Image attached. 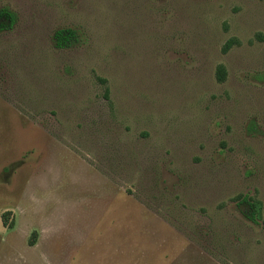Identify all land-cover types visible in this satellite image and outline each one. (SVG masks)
Here are the masks:
<instances>
[{"label":"rangeland","instance_id":"374dc122","mask_svg":"<svg viewBox=\"0 0 264 264\" xmlns=\"http://www.w3.org/2000/svg\"><path fill=\"white\" fill-rule=\"evenodd\" d=\"M0 8V264H264V0Z\"/></svg>","mask_w":264,"mask_h":264},{"label":"trees","instance_id":"16d2710c","mask_svg":"<svg viewBox=\"0 0 264 264\" xmlns=\"http://www.w3.org/2000/svg\"><path fill=\"white\" fill-rule=\"evenodd\" d=\"M17 20V14L9 8H0V31L11 29ZM74 37V32L71 30H59L56 34V44L61 47H67ZM227 77V70L224 66L218 69V78L225 80ZM244 201H249L247 197H244ZM252 207V212L247 214V217L253 221H257L258 211L255 207V203H249Z\"/></svg>","mask_w":264,"mask_h":264}]
</instances>
